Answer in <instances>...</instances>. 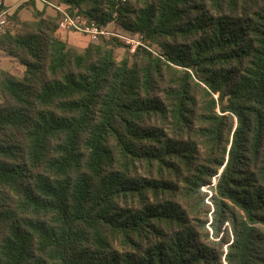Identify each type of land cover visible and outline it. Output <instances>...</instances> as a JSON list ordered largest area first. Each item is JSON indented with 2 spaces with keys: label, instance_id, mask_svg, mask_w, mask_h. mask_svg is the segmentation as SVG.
Segmentation results:
<instances>
[{
  "label": "trees",
  "instance_id": "obj_1",
  "mask_svg": "<svg viewBox=\"0 0 264 264\" xmlns=\"http://www.w3.org/2000/svg\"><path fill=\"white\" fill-rule=\"evenodd\" d=\"M60 1L159 52L11 16L0 264H264V0Z\"/></svg>",
  "mask_w": 264,
  "mask_h": 264
},
{
  "label": "built area",
  "instance_id": "obj_2",
  "mask_svg": "<svg viewBox=\"0 0 264 264\" xmlns=\"http://www.w3.org/2000/svg\"><path fill=\"white\" fill-rule=\"evenodd\" d=\"M32 0H20L19 4H25ZM42 3L48 9L55 13V16H59L57 35L77 33L88 37L91 43H97L101 37L109 39L116 37L124 40L128 48L132 52H135L138 47L143 46L148 48L143 42V36L139 33H130L127 36L117 34L111 31V25L108 27L100 26L96 21L85 17L77 10L73 13L70 12V8L63 4L60 0H35ZM125 2L126 0H122ZM14 13L6 6L4 0H0V34H5L10 30L17 29V25L11 20V16ZM151 50L150 48H148ZM152 51V50H151Z\"/></svg>",
  "mask_w": 264,
  "mask_h": 264
},
{
  "label": "crops",
  "instance_id": "obj_3",
  "mask_svg": "<svg viewBox=\"0 0 264 264\" xmlns=\"http://www.w3.org/2000/svg\"><path fill=\"white\" fill-rule=\"evenodd\" d=\"M4 1H5L6 6L11 9L12 13H15L18 10V8L21 5H23V4H21V5L19 4L20 0H4ZM39 4H41V7L39 6ZM36 6L39 10H45L47 15L55 16V13L52 10H50L48 8L42 9V6H44L42 3L36 2ZM25 9H28V8L25 7L19 12V17L22 18V20H23L22 16L24 14ZM27 20H30V19H27ZM78 35L79 34H77V33H70V34H63L61 36H59V35H57V36L60 37L62 40L66 41L69 45L74 46L80 50H83L87 47V43H89V39L86 36L79 37ZM4 56L6 57V60L8 59L7 61L5 60V58H3ZM0 59H2V61H0V68L5 70V71L10 72V70L8 69L7 63L9 64V62H10L11 64H13L12 60L15 61L16 59L6 55L2 51H0ZM9 60H11V61H9Z\"/></svg>",
  "mask_w": 264,
  "mask_h": 264
},
{
  "label": "rangeland",
  "instance_id": "obj_4",
  "mask_svg": "<svg viewBox=\"0 0 264 264\" xmlns=\"http://www.w3.org/2000/svg\"><path fill=\"white\" fill-rule=\"evenodd\" d=\"M144 1V0H143ZM39 6L41 7V4H39ZM47 7L46 6H42V9H46ZM23 20H22V18H20L19 17V19L21 20V21H33L34 20V18H33V15H32V8H28V9H25V11H24V14H23ZM27 19H30V20H27ZM111 31H113V32H115V33H117V34H120V35H125V36H127L128 34H130L129 32H127V31H124V30H122L121 28H118L114 23L111 25ZM17 33L20 31V27H18L16 30H15ZM79 37H82V36H84V35H81V34H79L78 35ZM119 39V38H118ZM107 41H109V40H111V38H109V39H106ZM121 40V39H120ZM122 42H123V45H124V47H120V48H118V50H117V57H118V60H121L125 55H126V53H127V51L132 55V54H134L135 52H132L131 51V49L130 48H128L127 47V45L125 44V42H124V40H121ZM144 41V40H143ZM91 42L89 41V43H87V46L90 44ZM98 43V42H97ZM145 43V42H144ZM146 45H149V47H150V49L152 50V51H154V52H156V53H158L159 52V48L156 46V45H151V44H149V43H145ZM137 50V49H136ZM3 58H5V60H6V57L4 56ZM8 60V59H7ZM6 60V61H7ZM0 61H2V59H0ZM9 61H11V60H9ZM13 62V64H11L10 62H9V64L7 63V65H8V69L10 70V73H12V74H14V75H16V76H18V77H22L23 76V74H24V71H25V67L24 66H22L17 60H12ZM0 100H1V96H0Z\"/></svg>",
  "mask_w": 264,
  "mask_h": 264
}]
</instances>
